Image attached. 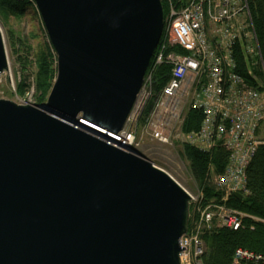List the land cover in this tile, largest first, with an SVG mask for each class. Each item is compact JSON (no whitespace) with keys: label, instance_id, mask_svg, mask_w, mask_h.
Returning <instances> with one entry per match:
<instances>
[{"label":"water","instance_id":"water-1","mask_svg":"<svg viewBox=\"0 0 264 264\" xmlns=\"http://www.w3.org/2000/svg\"><path fill=\"white\" fill-rule=\"evenodd\" d=\"M33 2L56 73L42 104L0 99V264H180L189 195L78 124L123 129L162 36L161 0Z\"/></svg>","mask_w":264,"mask_h":264},{"label":"built area","instance_id":"built-area-1","mask_svg":"<svg viewBox=\"0 0 264 264\" xmlns=\"http://www.w3.org/2000/svg\"><path fill=\"white\" fill-rule=\"evenodd\" d=\"M249 1L165 0L163 33L126 121L146 127L150 138L163 145L180 140L201 151L216 145L226 149L229 157L224 169L211 177L222 190L224 202L233 192L246 193L245 170L262 143L257 134L264 122V89L248 85L233 71L236 44L246 56L259 55ZM173 46L181 51L169 49ZM161 64L170 67L169 77L154 90V72ZM25 98V104L33 103ZM190 108L202 112L196 131L183 130ZM113 136L119 148L139 152L133 132L123 127ZM186 192L193 217L179 240V260L180 264H201L204 231L214 225L238 229L246 215L212 199L203 203L200 189L197 195ZM232 264H264V253L237 248Z\"/></svg>","mask_w":264,"mask_h":264},{"label":"trees","instance_id":"trees-1","mask_svg":"<svg viewBox=\"0 0 264 264\" xmlns=\"http://www.w3.org/2000/svg\"><path fill=\"white\" fill-rule=\"evenodd\" d=\"M163 14L165 0H161ZM28 6L27 1L0 0V7L13 13L21 14ZM249 11L257 39L259 55H245L242 47L236 44L232 57L235 62L233 71L241 76L248 85L258 90L264 89V0H250ZM35 52L36 73L34 83L41 97L50 88L51 80L55 77L56 65L52 49ZM177 52L176 46L170 47ZM169 66L161 64L154 72L153 89L164 85L169 77ZM24 79L18 85V93L24 90ZM41 100V98H40ZM202 119V112L190 108L185 114L184 131H196ZM180 155L188 162V169L192 178L199 184L203 192V203L212 199L216 203H225L228 207L240 211L246 216L238 229H231L214 225L201 235L206 249L201 256V264H231L233 254L237 248L249 249L257 253H264V142L260 143L245 170L246 193L242 198L230 194L226 201H222L223 192L212 183L210 174H218L224 169L229 153L223 147L216 145L210 151H201L188 144L182 145ZM191 209V207H190ZM193 214L191 212L192 219ZM189 227V224H188Z\"/></svg>","mask_w":264,"mask_h":264},{"label":"rangeland","instance_id":"rangeland-1","mask_svg":"<svg viewBox=\"0 0 264 264\" xmlns=\"http://www.w3.org/2000/svg\"><path fill=\"white\" fill-rule=\"evenodd\" d=\"M0 31L8 65L7 70L0 75V99L25 104L21 101L26 96V98H31L35 105L44 103L55 77L51 80L50 88L45 96L41 97L34 83L37 71L35 52L41 49L49 50L47 44L50 49L52 47L35 4L28 1V6L23 9L21 14L3 10L0 7ZM53 54L56 65L54 51ZM23 79L24 90L22 94H19L17 88ZM123 127L134 133L135 140L139 145L137 150L141 154H144L155 166L169 173L186 191L197 195L199 184L192 178L188 162L180 155V149L184 143L180 140H172L170 145L160 144L150 138L146 127L134 124L133 120L130 124L125 123ZM257 136L260 141H264V122ZM212 174L213 172H211L210 178L213 177Z\"/></svg>","mask_w":264,"mask_h":264},{"label":"bare ground","instance_id":"bare-ground-1","mask_svg":"<svg viewBox=\"0 0 264 264\" xmlns=\"http://www.w3.org/2000/svg\"><path fill=\"white\" fill-rule=\"evenodd\" d=\"M32 2H33V0H32ZM34 3V2H33ZM163 16H164V14H163ZM1 32V31H0ZM163 33V32H162ZM2 35V34H1ZM3 39V38H2ZM4 45V44H3ZM4 51H5V49H4ZM6 55V54H5ZM6 60H7V58H6ZM7 68H8V65H7ZM7 70V69H6ZM5 71V70H4ZM3 71V72H4ZM2 72V73H3ZM22 102V101H21ZM23 103H26V102H23ZM27 104H30V103H27ZM134 105V104H133ZM133 107V106H132ZM132 110V109H131ZM80 120V119H79ZM78 120V124H81V125H83V126H85V127H87V128H89V129H91V130H94L95 132H97L102 138H106V139H110V140H113V141H115V142H117V140H115L114 138H112L111 136H109L108 135V133H111V134H113L112 132H110V131H108V130H106V129H102V130H104V131H102V130H99V129H96L94 126H92V124H90V122H88V121H86L85 119H83V120H81V121H79ZM97 134V135H98ZM171 176V175H170ZM184 189V188H183ZM245 189H246V186H245ZM185 190V189H184ZM247 192V191H246ZM187 193V192H186ZM188 194V193H187ZM190 206V205H189ZM189 210H190V214H189V219H190V217H191V209H190V207H189ZM233 257H234V254H233ZM232 261H233V258H232ZM231 264H232V262H231Z\"/></svg>","mask_w":264,"mask_h":264}]
</instances>
